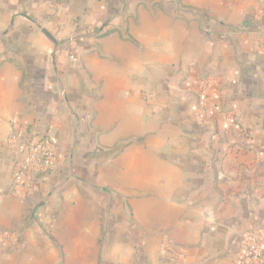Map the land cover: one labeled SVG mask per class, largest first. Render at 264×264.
<instances>
[{"label": "crops", "instance_id": "crops-1", "mask_svg": "<svg viewBox=\"0 0 264 264\" xmlns=\"http://www.w3.org/2000/svg\"><path fill=\"white\" fill-rule=\"evenodd\" d=\"M15 121L58 153L27 197ZM254 227L264 0H0V264H235Z\"/></svg>", "mask_w": 264, "mask_h": 264}, {"label": "built area", "instance_id": "built-area-1", "mask_svg": "<svg viewBox=\"0 0 264 264\" xmlns=\"http://www.w3.org/2000/svg\"><path fill=\"white\" fill-rule=\"evenodd\" d=\"M14 127L9 141L20 147L22 156L15 166L12 189L16 195L27 197L36 191L40 177L55 168L58 158L56 141L48 134L24 130V126L16 121ZM242 239L243 244L235 264L263 263L264 228H251L244 232Z\"/></svg>", "mask_w": 264, "mask_h": 264}, {"label": "rangeland", "instance_id": "rangeland-1", "mask_svg": "<svg viewBox=\"0 0 264 264\" xmlns=\"http://www.w3.org/2000/svg\"><path fill=\"white\" fill-rule=\"evenodd\" d=\"M33 193H34V192H33ZM33 193H32V194H33ZM32 194H31V195H32Z\"/></svg>", "mask_w": 264, "mask_h": 264}]
</instances>
